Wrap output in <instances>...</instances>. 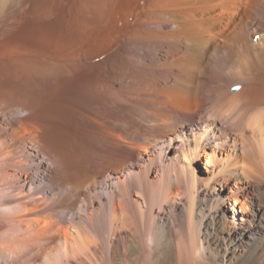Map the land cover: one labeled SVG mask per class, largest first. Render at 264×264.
I'll return each instance as SVG.
<instances>
[{"label":"bare ground","instance_id":"6f19581e","mask_svg":"<svg viewBox=\"0 0 264 264\" xmlns=\"http://www.w3.org/2000/svg\"><path fill=\"white\" fill-rule=\"evenodd\" d=\"M0 264H264V0H0Z\"/></svg>","mask_w":264,"mask_h":264},{"label":"rangeland","instance_id":"374dc122","mask_svg":"<svg viewBox=\"0 0 264 264\" xmlns=\"http://www.w3.org/2000/svg\"><path fill=\"white\" fill-rule=\"evenodd\" d=\"M102 57H103V56H102ZM195 111H196V112H195ZM194 112H195L194 114H196V113H197V110L195 109ZM157 156H159V154H157ZM49 158H50V157H49ZM49 158L46 157L47 160H51V158H50V159H49Z\"/></svg>","mask_w":264,"mask_h":264}]
</instances>
